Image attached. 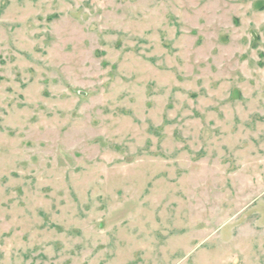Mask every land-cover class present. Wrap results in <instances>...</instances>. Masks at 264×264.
Instances as JSON below:
<instances>
[{"label": "rangeland", "instance_id": "1", "mask_svg": "<svg viewBox=\"0 0 264 264\" xmlns=\"http://www.w3.org/2000/svg\"><path fill=\"white\" fill-rule=\"evenodd\" d=\"M0 264H264V0H0Z\"/></svg>", "mask_w": 264, "mask_h": 264}]
</instances>
